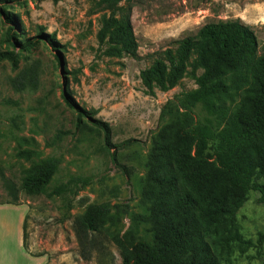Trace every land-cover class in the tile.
Returning <instances> with one entry per match:
<instances>
[{
  "label": "rangeland",
  "instance_id": "1",
  "mask_svg": "<svg viewBox=\"0 0 264 264\" xmlns=\"http://www.w3.org/2000/svg\"><path fill=\"white\" fill-rule=\"evenodd\" d=\"M256 3L264 0H134L131 20L139 58L113 52L109 36L100 43L111 16L100 0H26L0 7V52L17 58V67L9 60L0 63V167L19 188V205L5 207L11 196L0 179V214L18 225L21 238L25 224V248L35 255L33 264H121L115 240L148 237L151 224L136 227L131 216L149 215L153 208L149 174L166 132L163 108L197 84L189 68L174 89H156L150 96L141 72L158 54L212 22H255L252 29L264 54V13ZM257 10L263 17L255 21ZM7 12L19 19L17 29L5 20ZM42 34L53 35V43ZM27 41L35 43L30 50L18 44ZM27 67L37 70V87L17 91L12 80ZM241 97V91H232L231 112ZM205 115L196 110L197 119ZM50 158L60 163L46 193L26 194L23 178ZM65 184L71 193L52 194ZM103 205L116 218L97 221L92 257L86 260L75 220ZM117 206L123 207L120 212ZM237 221L245 243L233 245L227 264H264V203L258 192H251Z\"/></svg>",
  "mask_w": 264,
  "mask_h": 264
},
{
  "label": "trees",
  "instance_id": "2",
  "mask_svg": "<svg viewBox=\"0 0 264 264\" xmlns=\"http://www.w3.org/2000/svg\"><path fill=\"white\" fill-rule=\"evenodd\" d=\"M26 0H0V7ZM134 0H100L111 11L99 33L103 44L113 52L139 58L138 42L132 25ZM5 20L17 29L19 19L8 12ZM13 30V28H11ZM53 43V35L42 34ZM16 38V34L12 36ZM30 50L35 43H18ZM13 62V52H0V63ZM192 68L197 88L184 91L163 108L166 132L154 155L150 170L149 215L133 214L134 226L150 223L147 238L116 244L121 264H227V252L242 245L237 215L251 192L260 194L264 203V54L251 26L241 19L212 22L195 36L186 37L158 54L150 67L141 72L146 93L156 89L166 93L179 85ZM202 73L198 75V71ZM38 73L27 67L12 80L17 91L36 89ZM232 91L242 92L238 108L231 112L228 99ZM64 98L75 107L68 95ZM201 109L206 115L195 116ZM50 158L34 167L22 180L21 190L30 196L46 193L59 167ZM0 179L11 196L9 204H18L19 188L0 167ZM78 185V184H77ZM73 188L57 187L52 194L64 197ZM19 205V204H18ZM117 206V212L122 210ZM112 208L91 207L75 220L74 230L82 256L92 257L98 231L97 221L111 215ZM25 241V224H24ZM25 243V242H24Z\"/></svg>",
  "mask_w": 264,
  "mask_h": 264
},
{
  "label": "crops",
  "instance_id": "3",
  "mask_svg": "<svg viewBox=\"0 0 264 264\" xmlns=\"http://www.w3.org/2000/svg\"><path fill=\"white\" fill-rule=\"evenodd\" d=\"M254 5L255 7H257V9H261L260 13H264V5H261L260 3H256ZM259 17L262 18L263 15H258L257 10L255 21H257ZM245 23L251 26L252 28H255V22L246 21ZM9 205L10 204H6L5 207H10ZM24 242V231L22 233V238L19 237L18 225L14 223L12 219H9L8 217H5L4 215L0 214V264H19L21 259L19 249L21 247L23 251V264H33L32 261L34 260L33 257L35 255L32 251H29L25 248ZM14 247L16 251L14 250Z\"/></svg>",
  "mask_w": 264,
  "mask_h": 264
}]
</instances>
